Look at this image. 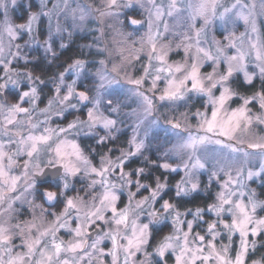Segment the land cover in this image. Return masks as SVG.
<instances>
[{
  "label": "snow or ice",
  "instance_id": "1",
  "mask_svg": "<svg viewBox=\"0 0 264 264\" xmlns=\"http://www.w3.org/2000/svg\"><path fill=\"white\" fill-rule=\"evenodd\" d=\"M17 6L0 0V264H264V253L251 259L264 248L257 240L264 237V200L248 183L260 178L264 186V135L246 139L253 128L264 131V0H39L37 11L28 0L19 24L11 15ZM136 8L144 19L127 15ZM121 16L136 30L147 25L139 41L123 31ZM181 18L186 30L173 31L168 20L180 26ZM216 21L224 41L209 36ZM238 21L246 31L236 36L227 30ZM92 23L98 35L83 46L91 58L58 63L70 47L66 39ZM110 33L133 46L114 55ZM169 36L180 41L175 49L157 46ZM38 50L43 56L32 58ZM174 51H183L181 61L169 60ZM41 60L63 71L42 80L18 67ZM206 65L210 72L202 71ZM240 75L250 87L259 79V90H234ZM49 84L53 95L39 108ZM12 90L16 103L7 100ZM193 99L203 111H192ZM235 100L241 103L233 108ZM76 112L86 118L52 126ZM126 120L132 134L125 146L98 153L123 134L118 125ZM253 159L262 161L256 171L237 166ZM172 173L180 177L174 185ZM202 192L213 202L185 206ZM38 197L60 211L45 209ZM26 212L31 218L20 219ZM165 224L171 231L153 243Z\"/></svg>",
  "mask_w": 264,
  "mask_h": 264
},
{
  "label": "rangeland",
  "instance_id": "2",
  "mask_svg": "<svg viewBox=\"0 0 264 264\" xmlns=\"http://www.w3.org/2000/svg\"><path fill=\"white\" fill-rule=\"evenodd\" d=\"M34 1H35L36 4H37V6H36L37 9H32V8H31V11H37V10L39 9V0H34ZM229 2H230V3H231V2H234V0H229ZM27 3H28V0H18V6L16 7L15 12L11 14L12 17H13V15H14L15 13H17V14H19V15L21 14V11H20L19 8H18L20 4L26 5ZM98 4H99V0H97V5H98ZM50 6H51V5H49V7H50ZM127 15H128L129 17H131V18L138 19V20H142V19L145 18L146 13H144L140 8H136V9H134V10H132V11H128ZM119 19H120L121 21H124L123 31H124L125 33H133V35H132V37H131V40L139 41L140 38H141L142 36H144V34H145V32H146V29H147V25H145L144 27H138V26H137V27H138V30H136V29H134V27H132V26L130 27V26L128 25V23H127V21L125 20V17H124V16L119 17ZM181 20H182V23H181L180 26H177V21H174V20H171V19L168 20V23H169L170 26H172L173 31H175V32H182V31L186 30L187 25H188V21H187V20H184V18H181ZM13 22L16 23V24H19V23H22L23 21L16 22V21L13 20ZM61 22H63V20H62ZM107 23L111 24V23H114V22H113L112 20H108ZM46 25H47V20H44L43 23H42V26H46ZM199 26H200V23L198 22L197 25H196V27H199ZM86 27H87L88 30H81V31H79L77 34H87V35H89V36L91 37V42H92L94 36H96V35H98V34H97V33H92L90 30L93 29V28H95V27H97V25H96L95 23H92V24H88ZM227 31H234V32H235V35H236V36H239L241 33H244V32L246 31V26L243 24L242 21H238L237 24H236L235 26L229 27ZM226 34H227V32L225 31L224 27L222 26V24H221L219 21H216L213 25L210 26V31H209V36H210V37L214 36L215 39H217V40H221V41H224V40H225V35H226ZM74 35H76V34H74ZM74 35H73V36H74ZM113 38H114V40H115V43H110V44H109V48H110V50L113 51V54H114V55H118V54L116 53V51H115L117 48H125V49H128L130 46H133V45L131 44V40L125 42V41H123V38H122V37H120V36H114L112 33H110V34H109V40H112ZM25 39H27V37H25ZM43 39H44V36H41V37H40L41 42L43 41ZM5 41H6V38H5ZM18 42H19V43H23V41H18ZM65 42H66V41H65ZM179 42H180L179 39H177V38H175V37H172V36H169V37L166 38V39L160 40V41L158 42L157 46L159 47L160 44H169V43H171L172 47L175 49V45H176L177 43H179ZM225 42H226V41H225ZM134 47H136V48H140V47H141V44H140V43H136V44L134 45ZM147 50H148V45L145 44V45H144V51L146 52ZM25 51H27V50H25ZM40 51L43 53L42 50H40ZM31 54H35V53L32 52ZM127 54H128V53H127V51H126V52H125V55H127ZM230 54H231V52H230ZM183 56H184L183 51H174L173 53H170V54H169V60H170V61H181V60L183 59ZM31 57H32V56H31ZM32 58H33V57H32ZM98 59H99V58H98ZM141 63H146V60H142ZM135 66H136V68H139V67H140V64H136ZM25 70H26V71H29L28 69H25ZM92 71H94V69H92ZM202 71L205 72V73L210 72V71H211V67L208 66V65H206V66L202 69ZM141 74H142V73H141L140 71H137V72L134 73V75H136V76H139V75H141ZM240 76H241V78H243L242 75H240ZM85 80H86V79H85ZM85 80H83V84H86ZM256 81H258V90H259V88H260V80H259V79H256ZM146 86H147V85H146ZM128 87H131V86H128ZM232 87H233L234 90H236L235 87H234V81H233V83H232ZM78 90H84V89L80 88V89H78ZM126 90H127V89H126ZM240 94H241V93H240ZM241 95H242V94H241ZM39 102H40V101H38L39 108H45L47 102H46L45 104H40ZM127 102L131 103V100L129 99ZM195 102H197L198 105H201V103H202V101L199 100V99H193L190 103L195 105ZM240 103H241L240 100H235V101L231 104V107H233V108L238 107V106L240 105ZM26 105H27V106H26ZM22 106L29 107V105L26 104V103L23 104ZM89 106H90V105H89ZM132 107H136V105L133 104ZM250 107L252 108L253 112H256V111L258 110V105H256V104H252V105H250ZM198 108H200V110L203 111V109H202L200 106H195L194 108H192V111H195V110L198 109ZM85 111H86V110H85ZM125 111H127V109H126ZM162 111H163V110H162ZM180 111L183 112V111H185V109L181 108ZM73 118H74V117H73ZM73 118H72V119H73ZM84 118H86V117L84 116ZM84 118H82V119H84ZM40 119H43V117L41 116ZM72 119H70V120H72ZM62 120H63V119H62ZM70 120H69V121H70ZM191 122H192V123H195V121H191ZM130 123H131V121L126 120L124 124H119L118 127L120 128L121 132H125V131H128V130H129V132H130V136H131V134H132V132H131V128L128 126ZM56 125H61V126H63V125H66V123H62V122H61V119H54V120L52 121V126L55 127ZM114 135H115V134H114ZM257 135H264V131H260L259 129L253 128V129H251L250 132H248V133L246 134V139H248V140H250V141H254ZM93 141H94V140H93ZM94 142H95V141H94ZM87 143H89V142H87ZM153 145H155V144H153ZM167 162H169V163H171V164H173V165H175L176 163H178V161H176V160H169V161H167ZM261 163H262V161L257 160V159H253V160H251L250 162H249V161H246V160H241L237 166H238V167H242V168H244L245 171H247L248 169H251V170H253V171H256V170L259 169ZM201 179L204 180V181H206V174H205V176L202 177ZM254 179H255V182H251V181H249L248 183H249V187L252 188V189H254V190L256 191V193H257V189L260 188V186H261V179H260V178H254ZM178 180H179V179H178ZM257 186H258V187H257ZM263 187H264V186H263ZM215 188H216V187H215ZM261 188H262V187H261ZM258 190H259V189H258ZM216 191H218L217 188H216L215 192H216ZM257 194H258V193H257ZM257 198H258L259 200H264V198H263V199L259 198L258 195H257ZM123 199H124V198H123ZM137 199H139V198H137ZM166 199H167V198H166ZM125 200H126V197H125ZM258 215H259V216H264V211H259V210H258ZM190 218H191V217H189V219H190ZM206 219H212V217L209 216V217H206ZM73 227H75V225H73ZM60 235H61V236H64V238L66 239V237H65V235H64L63 233H60ZM250 239H251V238H250ZM257 240H258V243H263L262 240H260V239H258V238H257ZM224 242L227 243L226 239L224 240ZM238 243H239V237H238V236H237V237H234V245L236 246V245H238ZM255 259H256V258H255Z\"/></svg>",
  "mask_w": 264,
  "mask_h": 264
},
{
  "label": "trees",
  "instance_id": "3",
  "mask_svg": "<svg viewBox=\"0 0 264 264\" xmlns=\"http://www.w3.org/2000/svg\"><path fill=\"white\" fill-rule=\"evenodd\" d=\"M31 3L33 5L32 9H37L36 8V6H37L36 2L34 0H31ZM18 8L21 11V14L19 15V14L15 13L13 15L14 21H16V22L22 21L21 19H19V17L26 16V12H25V8L23 7V4H20ZM66 43H70V47L67 48L66 50H64L63 55H61L60 61L58 63H63L66 67L67 64L71 63V60L69 59L70 57L73 59L77 58V57H79L81 59H90L91 58L88 55L89 49L87 47H83V46L91 43V37L89 35H87V34H76V35L66 39ZM34 53L35 54H31V56L33 58L43 56V53L40 50L34 51ZM22 67L31 71L35 76H39L42 80H48L50 77H52L54 75L55 72L63 71V68H56L55 66H53L52 68H48L47 63L43 60H41V63L39 66L34 65V64H28L27 66L23 65ZM85 82H86V84H84L85 86L91 84L90 80L86 79ZM52 87H54V85L49 84V87H46L43 89V92L41 94L42 99L39 102L40 104H45L48 101V98L53 95V93L51 91ZM75 116H80L81 118H84V115L82 113L76 112V113H72L71 115H68L67 118L61 120V122L66 123ZM122 133L123 134H120L117 136V140L114 144L109 143L107 145V147L98 148L97 152L107 153L108 148H123L125 146L126 141L130 137V132L128 130V131H125ZM84 141L89 142L90 145H92V147L94 146L96 148V143L92 139H85ZM92 142H94V144ZM153 147H156V145H153ZM112 154L119 155L118 152L112 153ZM145 155H148V153H145ZM151 158L155 159L154 156ZM95 159H97V157ZM160 162L163 163L164 161H160ZM135 165H137V164L134 163L132 165H129L128 167H136ZM152 172H153L154 176L160 175V172L155 170V169H153ZM165 175H166V173H165ZM177 178L179 179L180 177L178 175H175V180ZM171 179H173V176H171ZM258 189H257V193H258L257 195L259 198L263 199L264 198V187L261 185L260 188H258ZM212 202H213L212 198L209 197L206 192H202L200 195L196 196L195 200H193L192 203H188L185 206L191 207V208H194L197 206L202 207L205 205V203H212ZM57 207H61V206H57ZM258 239L262 240V242L264 243V237H259ZM261 253H264V248H259L256 255L251 257V259L259 258Z\"/></svg>",
  "mask_w": 264,
  "mask_h": 264
},
{
  "label": "flooded vegetation",
  "instance_id": "4",
  "mask_svg": "<svg viewBox=\"0 0 264 264\" xmlns=\"http://www.w3.org/2000/svg\"><path fill=\"white\" fill-rule=\"evenodd\" d=\"M23 65H24L23 62H21L20 65L18 66L20 68V70H25V68L22 67ZM254 85H255L254 87H250V86H247L246 84H244L243 78H241V76H237L236 79L234 80V87H235L236 91L239 92V93H241L242 95H245V94L250 95L252 92L257 91L258 90V81L255 80L254 81ZM23 90H27V89L25 88ZM14 91L15 90H12V91H10L7 94V100H8L9 103H16L17 102V99H16L17 97L15 96ZM195 106H201V105H198L197 102H195ZM23 107H25V106H23ZM92 143L94 144V142H92ZM84 144H87L88 146L92 147V145H90V143H87L85 141H84ZM93 148H95V147L93 146ZM112 155L113 156H116L114 154H112ZM98 160H99V157L97 156V159L94 160V163H97L98 164ZM135 166L137 167L138 165H135ZM166 175H169V174L166 173ZM175 175H176L175 173H172L171 174V176H173V179H170V181H169L170 185H174L175 182L177 181L178 178L175 180ZM145 182H150V181H145ZM80 187H81V184L78 183L77 184V188H80ZM215 190H216V188H215V186H213V188L211 189V191L213 193H215ZM97 192H99V189H97ZM70 195H75V193H70ZM81 195H84V193L82 192ZM140 195L141 196L147 195V193L146 192H142ZM170 195H172V193H169V196ZM137 198H140V197L138 196ZM165 198H169V197L166 196ZM123 200H124V202H126L125 198ZM37 203L38 204H43V207L45 209H48L49 211H53V212H59L60 211V208L62 207L61 206V207L49 208L48 204H45L44 201L42 199H40L39 197L37 198ZM120 206L122 207L123 204H121ZM37 214H39V213L37 212ZM30 218L31 217L29 216V214L27 212L25 213L24 216H21L20 217V219H30ZM47 219L48 220H51L52 217L51 216H48ZM170 231H171V226L169 224H165L162 227V230L161 231L154 232V240H153V243H155V241H158L163 235L168 234ZM61 233H63L65 235V233L63 231ZM65 237H66V239L68 238L66 235H65ZM104 246L105 247H110V244L108 242H105V245ZM234 247H235V245H234ZM149 250L151 251V249H149ZM169 264H172V261L171 260H169Z\"/></svg>",
  "mask_w": 264,
  "mask_h": 264
}]
</instances>
